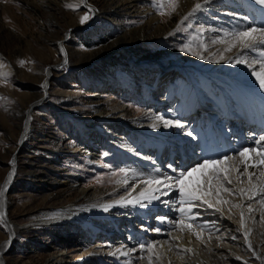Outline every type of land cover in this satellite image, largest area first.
I'll use <instances>...</instances> for the list:
<instances>
[{"label":"bare ground","instance_id":"1","mask_svg":"<svg viewBox=\"0 0 264 264\" xmlns=\"http://www.w3.org/2000/svg\"><path fill=\"white\" fill-rule=\"evenodd\" d=\"M80 1L92 10L95 17H100V9L94 7L91 0ZM39 2L51 9L54 0ZM198 3L201 4L197 10L199 16L193 12ZM110 4L117 13L126 4L136 7L132 0H110ZM137 7L147 17L148 27H159L161 13H156L149 4ZM177 8L193 21L197 57L186 62L182 53L177 52L173 54L176 58L173 62L161 58L155 63V59L149 57L132 65L121 64L119 58L111 57L110 62L118 76L107 77L108 84H103L101 89L119 91L126 98H135L147 107L137 118L127 117L122 104L109 114L97 111L88 123L79 121L86 142L83 148L73 147L72 150L79 149L92 159L102 146L112 148L124 166L123 175L116 180L117 188L103 201L96 197L93 188L79 184L77 197L72 201L57 204L45 200L41 206L26 209L24 222L20 223L9 215L12 194L8 190L17 168L22 165L29 180L42 181L52 173L51 165L47 163L29 162L32 154L39 153L37 147L27 152L22 149L27 138L35 134L30 123V108L44 103L48 85L61 77L60 61L69 64L74 59L66 43L68 34L58 39L61 57L49 66L41 82L42 94L34 99L29 109L16 113L24 123L20 127L17 146L11 153L13 158L9 161L8 174L0 184V215L7 224L9 235L8 241L0 248V264H8L4 254L12 243H21L20 233L39 228H53L51 237L61 231L63 239L97 240L100 251L93 254L84 244L85 249L78 253L76 262L85 264H108L100 258L101 252L124 258L122 264H149V243L155 244L152 264H246L245 255H254L258 264H264V205L259 203V197L248 201L246 197L221 193L231 204H217L214 196L206 197L223 209L217 212L201 201L181 202L175 181L166 180V177H177L205 160L225 156L235 157L229 163L243 171L239 150H264V141L257 143L264 136V89L252 74L264 67V43L259 42V33L254 34L257 42L249 47H243L235 38L236 33L249 28L264 29V4L257 3V0H177ZM103 23L116 31L117 40H122L115 47L128 44L129 28L126 25L108 19ZM84 55H77V62ZM209 60H212L210 65L206 64ZM167 73L173 78L170 76L165 84L169 91L166 89L161 93L160 86ZM55 91L63 99L73 97L72 90L56 88ZM158 117L173 123L166 127ZM176 121L182 126L177 127ZM49 136L56 139L58 135ZM43 145L38 147L51 153ZM257 160L255 153H251L249 164ZM248 171L255 174L252 183L260 185L258 177L264 172V165L249 167ZM236 176L237 173L233 172V184L225 186L234 190L249 187L247 174L240 182L236 181ZM199 178L200 173L193 174V182ZM157 179L162 181L160 185L149 183ZM67 183L68 180H58L59 188ZM141 192L145 197H141ZM151 196L158 198L151 199ZM189 203L192 204L191 212L188 211ZM232 204L243 207H232ZM248 205L253 209L251 212ZM242 211L244 227H241ZM188 224L192 225L191 229L183 227ZM197 233L200 239H197ZM142 243L145 244L144 250L140 248ZM63 252L48 256L47 264H77Z\"/></svg>","mask_w":264,"mask_h":264},{"label":"rangeland","instance_id":"2","mask_svg":"<svg viewBox=\"0 0 264 264\" xmlns=\"http://www.w3.org/2000/svg\"><path fill=\"white\" fill-rule=\"evenodd\" d=\"M0 3V184L8 174L9 161L13 158L11 153L17 146L20 127L24 123L16 113L29 109L42 92L41 82L49 66L61 57L58 39L68 34L66 43L74 54L71 63L60 61L62 75L48 85L44 103L30 108V123L35 134L23 143V151L32 147L39 151L32 154L29 162L47 163L51 165L52 173L42 181L29 180L23 166L19 165L8 190L12 194L9 215L22 223L23 214L29 207L41 206L47 200L57 204L70 202L77 197L79 184L93 188L99 200H107L117 188L116 180L123 175L124 166L109 146L99 148L92 159L79 149L73 151V147L83 148L86 142L79 121L88 123L97 111L109 114L122 104L127 117H139L147 106L135 98H126L119 91L101 89L103 84H108L107 77L118 76L110 62L111 57L119 58L121 64L132 65L149 57H153L155 63L161 58L173 62L176 59L173 54L181 52L183 60L190 62L198 52L193 21L177 7L173 11L168 0H132L136 7L126 4L118 13L110 7V0H91L93 6L100 9V17H95L80 0H54L51 9L39 0H0ZM148 4L156 13H164L157 28L148 27L147 17L137 7ZM82 17L89 18L81 23ZM107 19L129 28L128 44L121 42L115 47L122 40H117L116 31L103 23ZM83 53L84 57L77 62V55ZM211 61L206 64L210 65ZM171 75L167 73L162 81L161 93L167 89L165 84ZM56 88L72 90L73 97L63 99ZM98 91L100 93L95 94ZM53 134L58 135L56 139L49 136ZM45 137L48 139L40 140ZM42 144L51 153L38 147ZM53 175L57 177L56 181ZM62 179L68 183L59 188L58 180ZM52 230L39 228L20 233L21 243H12L4 254L5 261L8 264H47L48 256L64 250L63 254L75 263L79 260L78 253L85 249L84 244L93 254L101 249L96 246L97 240L63 239L61 231L51 237ZM8 237L7 224L0 215V248ZM101 253L100 258L108 264L123 262L124 258ZM245 257L246 264L259 263L254 255Z\"/></svg>","mask_w":264,"mask_h":264},{"label":"snow or ice","instance_id":"3","mask_svg":"<svg viewBox=\"0 0 264 264\" xmlns=\"http://www.w3.org/2000/svg\"><path fill=\"white\" fill-rule=\"evenodd\" d=\"M205 2H207V0H205ZM168 3L171 6L172 10L175 11V8L177 7V0H168ZM257 3L264 4V0H257ZM160 7L163 8L164 5L161 4ZM200 8H201V4L199 3L196 4L195 8L193 9V12L199 10ZM161 14L163 15L164 13L161 12ZM189 15H191V13H189ZM88 18L89 17H82L81 23H83ZM185 19H187V17H185ZM256 33H259V36L261 38L259 42L264 43V29L249 28L244 32L236 33L235 38L237 41H239V43L243 45V47H249L250 44L257 42V37L256 35H254ZM228 50H231V47ZM20 63L23 64L24 62L21 61ZM252 74L256 77L261 89H264V67H262L259 72L253 71ZM158 119L163 120L164 125L166 127L173 123V121L164 120L163 117H158ZM175 124L177 127L182 126L179 121H176ZM188 134L191 135V133ZM260 141H264V136H261L260 139L257 141V143L259 144ZM251 153H255L256 157H258V160L255 163L249 164ZM238 155L241 158L240 163L244 165L243 171H241L240 168L236 167L235 165L229 163L230 161H233L235 157L225 156L221 159L205 160L202 163L191 168L190 170L186 172H181L177 177H166V180L175 181V184L178 186L179 189L181 202L201 201L203 204L207 205L208 208H214L215 211L217 212L223 211L222 208L217 207V204H231V201L224 199L221 193H228L229 195H239L240 197H246L248 201H253L257 197H259L260 198L259 203L261 205H264V172L260 173L258 179L261 180V183L260 185H257L252 183L255 174L248 171L249 167L255 168L264 165V150L257 152L255 149L242 148L239 150ZM233 172L237 173L236 176L237 182H240L241 177L247 174L246 178L249 182V187L237 188L235 190L231 187H226L225 185L233 184V180L231 178V174ZM195 173H200V178L197 179L195 182H193L192 178H193V174ZM201 180L203 181V183H201ZM149 183L160 185L162 181L157 179L154 181H149ZM165 187H169V185L165 184ZM140 195L141 197H145L144 192H141ZM213 196L216 199L217 204H214L212 202V199L206 198ZM157 198L158 197L156 196H151V199H157ZM231 206L236 208L243 207V205L241 204H232ZM248 209L250 212L253 210L251 208V205H248ZM230 210L231 208L229 209V211ZM188 211L189 212L192 211L191 203H189ZM240 216H241V227H244L243 211L241 212ZM183 227L191 229L192 225L188 224V225H184ZM181 230H183V228ZM156 231L159 230L157 229ZM196 235H197V239H200L199 233H197ZM244 235L245 238H247V232H245ZM232 239L235 240L236 237L233 236ZM154 247H155L154 243H149L147 245V251L149 252V257H148L149 264H152ZM249 247H251L250 244ZM140 248L144 250L145 244L142 243L140 245ZM117 251H119V249ZM185 251H191V249H185ZM124 254L126 255L127 253ZM237 259H239V257H237Z\"/></svg>","mask_w":264,"mask_h":264}]
</instances>
